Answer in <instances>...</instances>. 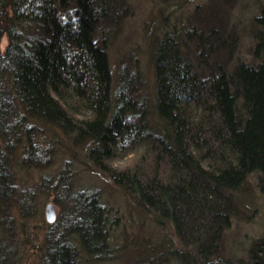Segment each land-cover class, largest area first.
Returning a JSON list of instances; mask_svg holds the SVG:
<instances>
[{
	"label": "trees",
	"instance_id": "1",
	"mask_svg": "<svg viewBox=\"0 0 264 264\" xmlns=\"http://www.w3.org/2000/svg\"><path fill=\"white\" fill-rule=\"evenodd\" d=\"M229 1L196 5L149 44L150 109L132 56L110 64L127 0H0V234L11 229L1 219L22 201L12 174L45 129L54 147L69 150L65 168L84 152L79 157L168 228L157 247L165 249L163 263L229 264L220 240L233 203L250 174L264 173V0L253 19V62L235 63L236 36L222 17ZM129 151L132 158L115 163ZM73 198L85 221L63 223L87 252L103 251L96 196ZM246 254L240 264H264V232ZM42 264H77L71 242L63 238Z\"/></svg>",
	"mask_w": 264,
	"mask_h": 264
},
{
	"label": "rangeland",
	"instance_id": "2",
	"mask_svg": "<svg viewBox=\"0 0 264 264\" xmlns=\"http://www.w3.org/2000/svg\"><path fill=\"white\" fill-rule=\"evenodd\" d=\"M262 1L230 0L224 5L223 20L237 41L231 63L253 62V19L259 14ZM127 3L128 9L111 36L110 64L115 69L120 55L132 56L130 63L140 72L138 93L148 97L153 109L155 77L148 57L149 44L174 23L192 16L196 5L208 6L209 0H127ZM2 43H6L5 38ZM226 53L221 51V55ZM49 135L50 131L41 129L35 137L36 148L22 159L24 167L16 170V177L11 173L19 192L16 191L17 197L22 201L18 210L9 211L7 222L1 219V223H9L11 227L2 229L0 234L4 264H42L50 250L62 244L63 238L71 242L77 264H147L149 259L155 264H171L163 263L161 255L165 249H157L168 228L158 225L153 213L115 186L107 172L93 166L88 162L90 159L79 157L84 152L77 150L73 162L65 168L64 154L69 150L54 147L48 141ZM34 150L38 151L35 153L38 159L34 158ZM133 155L129 151L115 163L124 164ZM92 191L105 218L106 245L103 251L90 253L79 244L71 223H63V218L85 221L86 213L77 202L75 205L73 197ZM232 213L220 240L221 255L229 264H240L247 261L251 243L264 232V173L253 172L247 177L237 193Z\"/></svg>",
	"mask_w": 264,
	"mask_h": 264
}]
</instances>
